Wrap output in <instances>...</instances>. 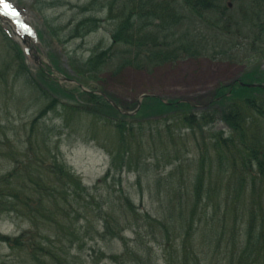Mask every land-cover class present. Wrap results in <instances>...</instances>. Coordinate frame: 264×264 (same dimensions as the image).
<instances>
[{
	"label": "trees",
	"instance_id": "1",
	"mask_svg": "<svg viewBox=\"0 0 264 264\" xmlns=\"http://www.w3.org/2000/svg\"><path fill=\"white\" fill-rule=\"evenodd\" d=\"M95 7L105 18L82 19L66 40H84L108 23L110 42L97 45L87 59L69 58L80 84L74 90L62 87L49 69L39 68L33 77L23 52L13 46L19 63L16 77L25 78L29 88L47 101L33 125L58 107L65 127L75 117L88 122L85 130L102 142L112 161L99 184L123 171L136 172L141 183L147 155L157 153V145L167 155L193 149V160L180 157L169 172L171 181L180 175L179 185H168L169 205L161 217L140 212L125 192L106 208L99 205L92 189L64 162L36 158L30 137L26 161L14 158V169L0 176V216L23 206L33 220L40 216L58 231H71L59 221L60 214L97 215L102 222L100 236L122 241L120 252L108 257L116 264H152L142 243L135 241L136 246L130 247L122 236L127 225L135 228L137 238L143 227L156 241L161 236L164 264L196 263L207 237L217 243V250L228 242L231 261L264 264V0H92L83 11ZM0 32H4L1 25ZM201 58L249 66L237 80L218 86L203 111L187 101L157 96L146 97L139 110L138 104L128 109L97 88L104 74L118 76L128 69L153 72ZM43 84L60 100L50 99ZM107 99L125 112L137 113L124 115ZM218 121L229 133L212 131ZM104 129L112 132L110 143L99 136L98 130ZM28 153L38 160L47 183L32 170ZM40 236L37 227L15 237L0 232V243L42 264L48 261L39 255L69 264L55 246L41 243Z\"/></svg>",
	"mask_w": 264,
	"mask_h": 264
},
{
	"label": "rangeland",
	"instance_id": "2",
	"mask_svg": "<svg viewBox=\"0 0 264 264\" xmlns=\"http://www.w3.org/2000/svg\"><path fill=\"white\" fill-rule=\"evenodd\" d=\"M91 1L0 0V25L7 35L0 32V176L14 169V158L26 161L24 154L29 151L31 137L32 150L37 154L34 156L42 159L57 158L64 162L74 174L81 177L84 186L92 189V197H95L99 205L106 208V204L115 202L119 193L125 192L140 212L149 211L162 217V212L167 210L169 205L165 197L168 185L174 183L178 186L180 179L179 174L173 181L167 176L179 164L176 161L178 158L192 161L195 150L191 149L186 153L185 148L183 151L181 149L179 154L167 155L162 153L157 145V153L147 155V164L141 173V183L136 172L123 171L110 177L107 184H99L111 167L112 161L101 146L102 142L100 141V144L93 140L92 133L88 129L85 130L88 122L84 124L83 120L75 117L70 126L65 127L62 111L58 107L33 125L34 119L47 105V101L29 88L25 78L16 77L19 63L17 50L13 47L15 45L23 52L26 66L33 77H37L39 68H45L52 72L53 78L62 87L68 90L79 87L69 58L76 56L79 59H87L97 45L106 46L110 42L111 26L108 23H104L99 31L84 40H66L65 35L82 19L90 15L105 18V15L99 13L100 7L92 8L88 13L83 11ZM5 4L9 7L5 8ZM262 68L264 70V62ZM248 69V65L201 58L163 66L153 72L128 69L118 76L104 74L103 81L97 88L128 109L138 104L143 95H148L160 97L164 101H187L196 106L197 111H203L218 86L232 83ZM61 78L76 83L65 82ZM42 88L50 99L60 100L44 84ZM98 131L100 138L106 143L112 141L110 130ZM212 131L229 133L226 124L221 121L215 124ZM29 157L32 160V170L43 175L47 183L44 173L40 172L36 164L38 160L31 153ZM181 168L186 175V166L182 164ZM17 184L20 185L21 182ZM58 218L60 222L66 223L71 231H58L40 216H37L35 221L23 206H20L16 212L2 213L0 232L15 237L27 231H35L37 227L41 234L38 240L45 246H55V250H59L58 254L66 258L69 264H116L108 257L120 252L122 241L110 236H100L102 222L97 215L70 211L64 215L60 214ZM159 233L162 234L160 231ZM150 234V230L143 227L140 237L137 238L135 228L127 225L122 236L130 247L136 246L135 241L142 243L143 253L152 259V264H164V241H159L160 235L156 241ZM209 238L203 242L204 254L202 252L194 264H239L237 260L231 261L230 246L227 249L228 242L223 243L217 250V243ZM39 256L48 261V264H56L44 255ZM0 264L42 263L25 252L12 250L0 243Z\"/></svg>",
	"mask_w": 264,
	"mask_h": 264
},
{
	"label": "water",
	"instance_id": "3",
	"mask_svg": "<svg viewBox=\"0 0 264 264\" xmlns=\"http://www.w3.org/2000/svg\"><path fill=\"white\" fill-rule=\"evenodd\" d=\"M4 15H6L5 13H3ZM13 32L15 33V31L13 30ZM61 80L62 81H65V82H69V83H76L75 81H73V80H68V79H66V78H61ZM250 87H253V86H250ZM86 91V90H85ZM146 97H148V95H143L141 98H140V100H139V102H138V109L141 107V104H142V101L146 98ZM109 102H110V104L111 105H113L115 108H117L119 111H121V113L122 114H124V115H133V114H135L136 112H134V113H129V112H125V111H122L112 100H110V99H107Z\"/></svg>",
	"mask_w": 264,
	"mask_h": 264
},
{
	"label": "snow or ice",
	"instance_id": "4",
	"mask_svg": "<svg viewBox=\"0 0 264 264\" xmlns=\"http://www.w3.org/2000/svg\"><path fill=\"white\" fill-rule=\"evenodd\" d=\"M4 7H5V8H8V7H9V5H8V4H5V5H4Z\"/></svg>",
	"mask_w": 264,
	"mask_h": 264
}]
</instances>
